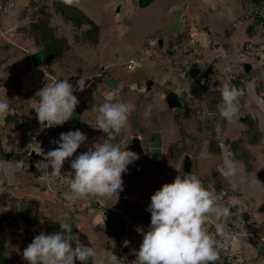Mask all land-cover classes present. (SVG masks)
Wrapping results in <instances>:
<instances>
[{
    "label": "rangeland",
    "instance_id": "obj_1",
    "mask_svg": "<svg viewBox=\"0 0 264 264\" xmlns=\"http://www.w3.org/2000/svg\"><path fill=\"white\" fill-rule=\"evenodd\" d=\"M138 1L79 0L78 6H72L79 10L77 15L85 13L101 27L100 42L93 46L82 30L56 12L52 0H0V101L11 108L7 115H0V143L11 153L8 157L0 152L3 254L14 263L27 264L22 256L27 245L41 232H60L62 221L72 226L73 248L80 241L86 246L92 242L97 249L92 264L115 249L121 264H138L135 253L143 236L136 228H149L151 213L146 209L151 195L177 175L195 174L232 214L225 221L231 240L216 263L264 264V18H238L243 12L242 0ZM45 2L53 33L67 37L71 48L36 68L25 54L41 50V38L29 23ZM259 13L264 17V5ZM23 26L28 28L23 30ZM250 26L258 31L251 38L245 33ZM227 29L235 32L238 44L222 35ZM76 35L81 39L76 40ZM212 41L221 45L220 51L214 50ZM246 42L252 48L238 53ZM203 58L220 59L217 80L207 82L195 70ZM230 75L243 76L247 96L240 98V111L228 122L220 117L219 108L220 89ZM80 76L90 77L86 83L91 84L83 92H74L84 109L80 113L75 109L61 126L42 128L34 110L39 102L36 92L67 78L75 86ZM147 78L151 87L158 82L155 93L143 91ZM5 80L19 87L2 84ZM168 89L180 94L184 108L167 105ZM109 97L112 102L135 105L127 126L115 139L94 128L98 114L94 109ZM77 123L90 127L86 144L65 162L59 177L40 183L42 173L36 163L43 157L36 152L52 150L56 144L51 141L60 136L58 128L74 131ZM217 125L223 129L220 136ZM136 136L146 155L123 174L124 187L117 202L115 196L75 202L64 198L70 191V160L75 155L99 142L125 146ZM25 142L29 143L27 152ZM187 154L193 162L189 171L183 167ZM228 162L235 164L234 175L228 174ZM215 223L210 217L206 224L210 234Z\"/></svg>",
    "mask_w": 264,
    "mask_h": 264
},
{
    "label": "clouds",
    "instance_id": "obj_2",
    "mask_svg": "<svg viewBox=\"0 0 264 264\" xmlns=\"http://www.w3.org/2000/svg\"><path fill=\"white\" fill-rule=\"evenodd\" d=\"M62 2L67 6L79 4V0ZM35 52H40L41 55L40 64L37 66L31 59ZM26 53L25 56L32 66H45L41 50H27ZM89 78L80 76L75 86L68 78L62 79L36 92L39 102L34 110L42 128L61 126L73 117L80 102L74 92H83L90 88L91 84L86 83ZM220 94L222 106L219 108V115L225 121L231 122L240 111L243 90L225 84L220 89ZM112 101L113 98L109 97L105 103L94 109L98 113L94 128L107 134L110 139H115L127 126L135 105L131 101ZM10 111V105L0 101V115H7ZM215 131L217 136L223 134L220 125L216 126ZM87 140V134L79 129L62 132L58 140L51 141L58 147L46 153L42 149L35 151L43 157L36 163L37 170L42 173L40 183L47 184L51 178L59 177L65 162L74 157ZM128 145L99 142L87 151L75 155L70 160L73 170V179L68 185L70 191L64 194V198L75 202L90 197L110 199L115 196L117 202L124 187L123 174L139 158L134 151L128 149ZM49 168L52 169L50 173ZM228 168V174L234 175L235 164L228 162ZM150 200L146 209L151 213L149 228L147 231L140 226L136 228L143 236L139 250L135 253L138 264H215L220 259L221 250H226L231 240V232L225 221L232 214L229 207L218 203L219 197L206 189L197 175H177L172 182L165 183L156 190ZM210 217L216 221L212 234L206 228ZM59 222L60 232H41L23 250L22 256L27 264H76L77 260L80 264H89L90 260L98 256L92 242L91 246H86L78 241L73 248L71 224ZM98 264L121 262L116 253L107 251Z\"/></svg>",
    "mask_w": 264,
    "mask_h": 264
},
{
    "label": "trees",
    "instance_id": "obj_3",
    "mask_svg": "<svg viewBox=\"0 0 264 264\" xmlns=\"http://www.w3.org/2000/svg\"><path fill=\"white\" fill-rule=\"evenodd\" d=\"M54 1V5L57 8L56 12L61 13V15L64 17V19H66V21H68L69 23H72L74 25V27H76L77 30H82L83 35H86L87 40L89 41V45H97L100 42V38H101V27L98 25V23L93 20L92 18H90L88 15H86L85 13H80V15H77L76 12H78L79 10H73L75 9L72 6H67L65 5L62 0H52ZM243 1V12L242 14L238 17L241 18L243 20H247L246 18H250V17H256L263 19L264 17L260 15L259 10L260 8L264 5V0H242ZM142 3V1H141ZM147 3V1L145 2ZM188 3H186L185 7L187 6ZM35 2H32V6H35ZM46 2L43 3L39 8H38V16L34 19L31 20V22L29 23V28H33L36 31V34H38L41 38V40L38 41V44H40L41 46V50H42V55H43V59L45 62L49 63L50 60L55 59L57 57H60L62 55V51L64 52V50H68L71 48V44L69 43V39L67 37H65L64 35H55L53 33L52 30V25L50 24V13L47 11V7H46ZM72 9V10H71ZM249 10H253L252 13ZM74 11V12H73ZM39 15H44V17H40ZM218 17V16H217ZM237 18V19H238ZM236 21H239L237 20ZM264 21V20H263ZM236 23V22H235ZM83 25L88 26V28L83 29ZM23 30L27 29V26H23L20 27ZM255 27L250 26V28L248 30L245 31L247 37L251 38V36L255 35L256 33H258L257 30H254ZM244 33V34H245ZM241 34V32H240ZM223 36L226 37L227 40H230L232 43L238 44L237 41V37L235 38L234 36L236 35L235 32H230L228 29L225 31L224 34H222ZM81 39L78 35H76V40L77 39ZM83 40V39H82ZM85 39V41H87ZM214 41H212V44L215 45L214 50H221L220 48V44L219 43H213ZM224 46V45H222ZM225 46L227 48H233L232 45L230 44H225ZM253 45H251L250 43L246 42L244 47H242V49L239 48L238 53H245V51L247 52L248 50H250L252 48ZM254 47H256L254 45ZM200 52H202V50H199ZM222 56V55H221ZM218 58H214L211 61L206 60L205 58L202 59V65L201 67L197 68V72L201 74L202 77H204V80H207V82L209 81H214L217 80V76L215 75V73L217 72V67H218ZM244 72H247V68L244 66ZM248 73V72H247ZM254 73V71H251L250 74ZM195 79V77H194ZM3 82H1L2 84H6V85H16L14 82L8 80ZM193 82H195V80H193ZM198 84V82H195V85ZM228 85L230 86H235L238 89L243 90V96H241V99H245V97L247 96V85L246 82L243 78L242 75H237L235 77L233 76H229L228 77ZM16 87H19V85H16ZM85 104H80L78 105V107L76 108V112L80 113L82 111V108L84 109ZM86 108V107H85ZM75 121V120H74ZM89 126H84L81 125L79 123L75 124L72 130H81L83 133L87 134V137L90 136L89 133ZM58 134L60 135V133H62L63 131H61L60 128H58L57 130ZM43 135H45L44 131H43ZM53 135V134H52ZM23 147H25L27 150H25L26 152L29 149V143L25 142ZM0 152L6 156H10L11 153H8L6 150H4V148L2 147L1 143H0ZM31 155V154H30ZM30 160V157H29ZM3 250H4V246L3 243H0V264H18V263H14L12 261V259L8 256L3 254ZM114 253L117 252V250L115 249L113 251ZM117 256L119 257V254L116 253ZM121 254V253H120ZM93 260L89 261V264H92ZM215 264H220V263H216ZM224 264H233L232 262H225Z\"/></svg>",
    "mask_w": 264,
    "mask_h": 264
},
{
    "label": "water",
    "instance_id": "obj_4",
    "mask_svg": "<svg viewBox=\"0 0 264 264\" xmlns=\"http://www.w3.org/2000/svg\"><path fill=\"white\" fill-rule=\"evenodd\" d=\"M163 43V42H160ZM32 62L35 66L40 64L41 61V55L40 52H35L34 54H32L31 56ZM151 87V82H148V88ZM166 100L167 103L170 107H181L182 106V101L180 100L178 94L176 92H170L168 93V95L166 96ZM58 147L55 146L54 149ZM129 150L134 151L139 158L144 159L145 157V150L144 147L142 145V141L140 139V137H134L131 141V143L127 146ZM193 165V162L191 160V156L189 154L186 155L185 157V164L184 167L187 171H189V169H191V166Z\"/></svg>",
    "mask_w": 264,
    "mask_h": 264
},
{
    "label": "flooded vegetation",
    "instance_id": "obj_5",
    "mask_svg": "<svg viewBox=\"0 0 264 264\" xmlns=\"http://www.w3.org/2000/svg\"><path fill=\"white\" fill-rule=\"evenodd\" d=\"M150 80V78H147L146 79V81H145V86H144V88H143V91L145 90V89H147V91H148V93L150 92H153V93H155V91L157 90V87L156 86H159V84H158V82L156 81L155 82V84L153 85V89L150 87V88H148V86H146V83L148 82ZM149 82H151V81H149ZM156 87V88H155ZM171 91H174V90H172V89H168L166 92V96L168 95V93L169 92H171ZM178 96H179V98H180V100L182 101V97L180 96V94H178ZM165 101H166V99H165ZM167 103V102H166ZM167 105H168V103H167ZM169 106V105H168ZM185 106H184V103H183V101H182V107H179L178 109H182V108H184ZM137 137H139V136H137ZM141 139V138H140ZM142 141V140H141ZM142 145H143V142H142ZM53 148H54V146H53ZM145 150V149H144ZM145 155H146V151H145ZM184 164H185V160H184ZM184 167V166H183ZM184 169H185V167H184ZM186 170V169H185Z\"/></svg>",
    "mask_w": 264,
    "mask_h": 264
}]
</instances>
